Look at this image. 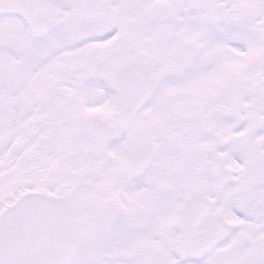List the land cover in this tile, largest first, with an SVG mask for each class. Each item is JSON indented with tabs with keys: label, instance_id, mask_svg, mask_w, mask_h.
<instances>
[{
	"label": "snow or ice",
	"instance_id": "obj_1",
	"mask_svg": "<svg viewBox=\"0 0 264 264\" xmlns=\"http://www.w3.org/2000/svg\"><path fill=\"white\" fill-rule=\"evenodd\" d=\"M0 264H264V0H0Z\"/></svg>",
	"mask_w": 264,
	"mask_h": 264
}]
</instances>
